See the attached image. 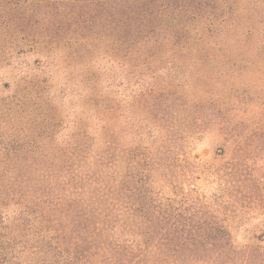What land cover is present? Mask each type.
<instances>
[{
	"label": "trees",
	"instance_id": "1",
	"mask_svg": "<svg viewBox=\"0 0 264 264\" xmlns=\"http://www.w3.org/2000/svg\"><path fill=\"white\" fill-rule=\"evenodd\" d=\"M27 1L0 0V10L47 31L74 29L75 42H122L129 62L127 55L143 49L149 57L156 45L217 44L240 20L245 46L230 60L249 51L247 67L264 74V0ZM247 97L230 106L203 101L198 136L215 130L223 144L211 161L197 158L192 172L188 136L168 156L138 158L124 151L117 124L87 118L61 122L68 139L55 151L46 137L10 140L0 160V264H264V226L245 241L235 234L264 223V86ZM50 130L55 137V128L42 133Z\"/></svg>",
	"mask_w": 264,
	"mask_h": 264
},
{
	"label": "rangeland",
	"instance_id": "2",
	"mask_svg": "<svg viewBox=\"0 0 264 264\" xmlns=\"http://www.w3.org/2000/svg\"><path fill=\"white\" fill-rule=\"evenodd\" d=\"M17 14L0 10L2 162L7 158L4 147L17 138L38 143L46 137V146L55 151L56 141L68 139L61 122L72 127L78 117L97 127L117 124L124 151L133 148L138 158L158 150L168 156L188 136L186 167L192 172L197 158L211 161L223 144L215 130L198 136L196 116L207 108L203 101L221 100L230 106L239 99L237 104H244L247 95L246 101H252L264 86L262 71L247 67L249 51L242 59L230 60L245 46L246 30L240 20L222 32L217 44L200 43L191 50L182 47L183 41L178 46L156 45L149 57L143 49L127 55L129 62L123 60L122 42L93 38L75 42L81 34L74 29L47 31L35 23L28 25ZM212 52L220 53V58L209 55ZM111 101L114 114L106 108ZM252 109L259 111L257 106ZM50 127L57 130L55 137L51 130L49 136L42 133ZM159 183L167 185L163 178ZM263 226L262 221L243 224L235 231L237 240H248Z\"/></svg>",
	"mask_w": 264,
	"mask_h": 264
}]
</instances>
